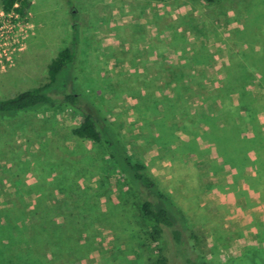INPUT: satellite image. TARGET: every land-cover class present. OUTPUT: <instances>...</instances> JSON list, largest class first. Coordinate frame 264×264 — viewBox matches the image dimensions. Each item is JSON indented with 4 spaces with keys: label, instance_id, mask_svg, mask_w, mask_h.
<instances>
[{
    "label": "rangeland",
    "instance_id": "obj_1",
    "mask_svg": "<svg viewBox=\"0 0 264 264\" xmlns=\"http://www.w3.org/2000/svg\"><path fill=\"white\" fill-rule=\"evenodd\" d=\"M31 1L25 19L0 13V34L20 40L14 53L0 46V99L48 83L49 64L76 35V63L56 86L91 98L82 107L180 206L200 264H264V227L248 248L228 207L203 201L207 189H232L259 198L264 220V174L251 158L261 143L230 127L240 118L264 136V0ZM213 95L226 100V120L205 116ZM244 101L246 110L235 106ZM80 118L65 106L0 116V264H184L106 146L73 135ZM255 174L260 185L247 191Z\"/></svg>",
    "mask_w": 264,
    "mask_h": 264
},
{
    "label": "trees",
    "instance_id": "obj_2",
    "mask_svg": "<svg viewBox=\"0 0 264 264\" xmlns=\"http://www.w3.org/2000/svg\"><path fill=\"white\" fill-rule=\"evenodd\" d=\"M202 1L214 3L216 0ZM0 7L5 13L15 12L21 19H25L31 10L32 1L1 0ZM77 55L78 42L76 35H74L69 46L63 48L49 64V82L39 85L35 89L27 90L15 97L0 99V116L15 117L23 113L38 111L42 108H54L58 106L69 107L80 112V123L72 130L73 135L79 139L90 140L106 146L109 152L110 162L113 163V166H115L122 175L127 177L126 179L141 200V212L158 226L156 234H165L167 237H170L175 245L177 244L183 247L181 251L184 252L183 255L185 256L183 260L184 264H200L198 256L201 257V252L197 246L198 239L187 224L186 217L183 215L184 211L180 209V206L178 207L169 196L159 189L156 181L147 175L145 166L136 161L128 153L123 143L118 138L117 133L114 132L111 124L103 119V117L100 118L98 115L99 112L93 113L82 107V104L91 100V98H89V100H84L76 90H66L65 85L63 87L56 86L60 80L66 79L68 75L66 72L73 69ZM243 85H245V82H243ZM244 93L246 94L245 90ZM211 97H214V101L217 102V108L214 112L207 113L205 116L208 118L212 115L221 116L226 120L227 117L225 114L226 110H228L226 100L222 97H217V95ZM242 98L244 99L243 96ZM220 101H222L221 106H219ZM235 106H241L243 110L247 109L245 101L243 104H235ZM233 110L234 108L230 109L232 113ZM243 110L241 113L244 112ZM199 122L206 123V128L209 126L207 120L201 119ZM236 122L237 123L233 122L234 126L230 127L236 129L237 132L239 131V136L245 133L248 136L246 138H249V140L255 141L256 144L261 143L259 146L261 147L260 151L255 153L251 158L258 160L260 163L258 171L261 172V175L264 174V136L259 129L255 130V128H250V130H246L245 126H239L240 118H238ZM217 126L219 125L217 124ZM199 129V127L196 128L195 132L191 134L198 133ZM257 137L258 139H256ZM255 178L256 180L253 182V186L250 183L246 184L247 191H253L254 189H252V187H258L257 182H259L260 185V177L256 176ZM230 190L232 191V189ZM240 196L241 194L239 193L238 197ZM260 230L264 232V228ZM257 234H259V230ZM249 247L251 249L254 248V246ZM153 264H167V260L159 258L154 261Z\"/></svg>",
    "mask_w": 264,
    "mask_h": 264
},
{
    "label": "crops",
    "instance_id": "obj_3",
    "mask_svg": "<svg viewBox=\"0 0 264 264\" xmlns=\"http://www.w3.org/2000/svg\"><path fill=\"white\" fill-rule=\"evenodd\" d=\"M210 104H212V106H215V103L212 101H210ZM221 104L222 103L219 102V106H221ZM204 175H205L204 187H207L210 184V181L208 179V176H206L205 171H204ZM220 183L225 184L226 180L221 179ZM236 194H238L237 191L235 190L231 191L228 189V190H225L224 193L220 192V194L218 195V194H215L209 191V189H207L206 192H204L203 194V197H204L203 201H209V200L211 202L214 201L215 207H220V208L224 207V209H225V206L228 207L231 216H226V219H229V218L233 219L235 216L236 222H238L239 225H242L245 230L246 237L244 236L240 237L238 238V241H246L249 246H254L255 244L254 242L258 241L257 239L258 238L257 236L258 227L257 226L264 227L262 223V221L264 220L260 218V214H262V212L257 209L258 206H261L262 201L259 198L254 197V198H251L250 202H248V200L244 199L242 195L240 197H236ZM252 217L254 219L256 218V220L258 221L256 227H252L253 226ZM225 229L228 231L231 230L228 228H225ZM211 239L214 240L213 237H211ZM214 243H215V240H214Z\"/></svg>",
    "mask_w": 264,
    "mask_h": 264
},
{
    "label": "built area",
    "instance_id": "obj_4",
    "mask_svg": "<svg viewBox=\"0 0 264 264\" xmlns=\"http://www.w3.org/2000/svg\"><path fill=\"white\" fill-rule=\"evenodd\" d=\"M0 13H1V14L10 15V16L14 17L15 21H16V19H17V20H22V19L20 18V16H19L17 13H15V12L5 13V12L2 10L1 7H0ZM16 38H17V39H16ZM17 40H18V42H17ZM19 42H20V40H19L18 37H15V33H14L12 36H8V35L6 36V35H4V32L0 34V46L2 47V49H3L4 51H7V50H13L12 52L14 53V52H15L14 50L17 49V46H18V48H19V45H20ZM10 53H11V52H10ZM6 54H7V53H6ZM6 54H5V55H6ZM9 57H11V55L8 54V56H7L6 59H8Z\"/></svg>",
    "mask_w": 264,
    "mask_h": 264
}]
</instances>
